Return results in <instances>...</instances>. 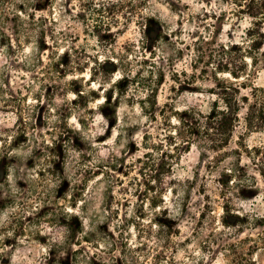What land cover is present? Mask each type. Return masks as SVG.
<instances>
[{"label": "rangeland", "instance_id": "374dc122", "mask_svg": "<svg viewBox=\"0 0 264 264\" xmlns=\"http://www.w3.org/2000/svg\"><path fill=\"white\" fill-rule=\"evenodd\" d=\"M0 4V30L26 21L46 44L33 65L35 38L0 40V264H235L260 242L264 223L223 221L264 216V130L243 111L223 154H204L177 116L223 105V84L264 87V0ZM124 74L159 81L155 117ZM245 258L264 264V248Z\"/></svg>", "mask_w": 264, "mask_h": 264}, {"label": "trees", "instance_id": "16d2710c", "mask_svg": "<svg viewBox=\"0 0 264 264\" xmlns=\"http://www.w3.org/2000/svg\"><path fill=\"white\" fill-rule=\"evenodd\" d=\"M0 9H2V7H0ZM20 10L24 12V8H21ZM0 11L4 13L2 14L0 12V28L7 27L4 22L10 19L9 12H5L3 10ZM2 15H4V17ZM26 24L29 23L23 21V23L19 24L18 26H14V36L7 35L3 30H0V40L3 45L7 46L9 50L13 51L15 50V48H13V40L16 42L17 47H20L23 46V43H25L26 41L28 43H31V39L35 38L37 42L36 52L34 53L33 57V65H35L36 60L37 62L41 61V57L38 55V52H42L46 45L43 40V34L45 33V30L43 28L40 31L34 32L35 28L31 24V26H26ZM31 63L32 62H30V60L25 61L26 69H30L29 67L33 66L31 65ZM231 73L235 77H240V75L234 71H231ZM136 77L144 78L145 82H143V87L150 93L152 99L150 102V109L145 108V106H143V108H145L150 115H153V117H155V110L157 105L155 99V91L157 89L159 81H149L141 74H137L131 77L124 74V78L127 79ZM241 87L242 86L234 85L232 83L223 84L222 90L220 92H213L221 98L223 105H220L218 101H215L213 107L208 113H204L196 109L184 110L179 113L177 118L181 126L183 127L182 139L188 143L196 141V143L204 149V154L206 153V151H209L214 152L217 156H220L221 154H223L222 151L230 145L234 131L236 127L241 123V114L243 113V111V118L246 129L248 131L253 132L262 129L264 130V87L252 86V90L249 95H241ZM73 91L76 94V100L74 101V104L77 105L76 107H82V104L78 103V98L83 97L84 90L79 89ZM104 104L111 105V102H109L108 98H106ZM104 104L101 106H105ZM167 106L168 104H166L165 107L161 110V113L163 115L166 113ZM73 108L75 107L73 106ZM85 110L89 111L88 113H91L93 109L85 108ZM111 111L112 112L110 114L103 113V115L107 118L115 119V108ZM78 120L81 122V124H83L85 121L81 120V118H78ZM210 208V204L207 203L205 210L209 211L211 210ZM207 211H203L202 214H200L198 225H203L204 219L206 217L205 214ZM235 218V220L231 221L229 220V216H227L223 221V225L229 228L230 226L236 225L237 223L247 224L250 226L257 224L260 225L264 223V216L260 215L253 216V222L251 221V218L249 216L240 217L236 214ZM71 229L73 234L76 231H79L81 233L84 231L81 222L79 223L78 228L74 229L72 226ZM172 233H174L175 235H179L178 228L171 230V235ZM219 234L222 233L217 232V230L212 231V233L208 234L206 243L208 241L214 243L215 236ZM259 238H261L260 242L255 241L253 242V244L249 245L247 248V252H244L241 258H239V260H237L235 264H252L251 259L245 257L249 255L252 258L254 253H256L258 249L264 248V245L259 246V243H264V233L263 235L259 236ZM173 242V239L169 237V243Z\"/></svg>", "mask_w": 264, "mask_h": 264}]
</instances>
